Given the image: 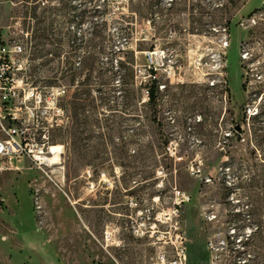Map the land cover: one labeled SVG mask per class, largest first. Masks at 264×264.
Returning a JSON list of instances; mask_svg holds the SVG:
<instances>
[{"label":"rangeland","instance_id":"1","mask_svg":"<svg viewBox=\"0 0 264 264\" xmlns=\"http://www.w3.org/2000/svg\"><path fill=\"white\" fill-rule=\"evenodd\" d=\"M231 2L0 0L5 127L58 161L0 174V264H264V0Z\"/></svg>","mask_w":264,"mask_h":264},{"label":"built area","instance_id":"2","mask_svg":"<svg viewBox=\"0 0 264 264\" xmlns=\"http://www.w3.org/2000/svg\"><path fill=\"white\" fill-rule=\"evenodd\" d=\"M261 11H264V5L260 9ZM255 14L253 17L249 18L247 20L248 24H255ZM229 32L228 28H223L224 33V41H223V48L225 52H223L224 55V62L225 65H227V49L230 46V42L227 38V33ZM21 47L16 45L13 47L12 53L13 54H19L21 53ZM10 51L2 48L0 46V68L2 69L0 74V81L5 82V86L8 84L7 81H9V77L6 76L5 71H8L10 69ZM242 60H247L249 57L248 52H244L240 55ZM219 60H222L221 54H219ZM214 85V83L212 84ZM0 86V88H3ZM2 102L0 100V131L5 132L4 137H0V174H3L5 172L11 171L14 169L16 163H18L20 160H26V158H30L34 164H36L40 169L44 170V168L51 164V162L48 161V158L45 155L44 147L45 145H38L33 144L30 139L26 137V134L23 130L12 127V128H6L5 122L9 119L8 116H13V114L10 111H6L4 114L2 112ZM255 115V114H252ZM12 119L15 123V117L13 116ZM180 241L183 243V237L181 235H178L176 238V241ZM171 244L175 247V258L173 260H168L166 258L165 254H162L159 259L160 262L158 264H186V254H185V248L180 244V246L175 245V243L171 240Z\"/></svg>","mask_w":264,"mask_h":264},{"label":"trees","instance_id":"3","mask_svg":"<svg viewBox=\"0 0 264 264\" xmlns=\"http://www.w3.org/2000/svg\"><path fill=\"white\" fill-rule=\"evenodd\" d=\"M136 1L137 0H129V3L131 4V6L129 7V10H131L133 8V5ZM172 2H174V1H172ZM231 3L233 4V8L239 9V7H242L246 4V0H232ZM174 4H177V3H174ZM256 11H258V9L253 11L249 15L251 16ZM160 14L162 17L161 18L162 22L167 24L171 20L172 13H166L164 11H161ZM95 29H97V28H95ZM94 36L98 37L97 31L95 32ZM122 55H125L122 49H119L118 51H111V53H110V65L112 67V70H110V72H112V75H114V76L120 75V74H118L119 71H121L122 69H124L126 67V62L124 60H122V58H121ZM115 61H116V68L118 69L117 72H114V70H113ZM147 95H148L147 97H148L150 103L155 101V89H154L153 84L150 86Z\"/></svg>","mask_w":264,"mask_h":264},{"label":"bare ground","instance_id":"4","mask_svg":"<svg viewBox=\"0 0 264 264\" xmlns=\"http://www.w3.org/2000/svg\"><path fill=\"white\" fill-rule=\"evenodd\" d=\"M60 148H61L60 146L51 148V153L53 155L56 154V150H58ZM48 161L51 162L52 166H53V164H58V161H55V158L48 159Z\"/></svg>","mask_w":264,"mask_h":264}]
</instances>
